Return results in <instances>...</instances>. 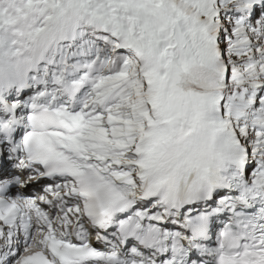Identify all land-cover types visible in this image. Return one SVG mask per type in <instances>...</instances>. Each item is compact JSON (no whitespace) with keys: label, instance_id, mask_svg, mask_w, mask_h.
I'll return each instance as SVG.
<instances>
[{"label":"snow or ice","instance_id":"1","mask_svg":"<svg viewBox=\"0 0 264 264\" xmlns=\"http://www.w3.org/2000/svg\"><path fill=\"white\" fill-rule=\"evenodd\" d=\"M0 264H264V0H0Z\"/></svg>","mask_w":264,"mask_h":264}]
</instances>
